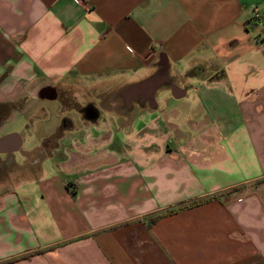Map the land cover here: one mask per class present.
<instances>
[{
	"label": "crops",
	"instance_id": "obj_1",
	"mask_svg": "<svg viewBox=\"0 0 264 264\" xmlns=\"http://www.w3.org/2000/svg\"><path fill=\"white\" fill-rule=\"evenodd\" d=\"M253 6L0 0V264H264Z\"/></svg>",
	"mask_w": 264,
	"mask_h": 264
},
{
	"label": "rangeland",
	"instance_id": "obj_2",
	"mask_svg": "<svg viewBox=\"0 0 264 264\" xmlns=\"http://www.w3.org/2000/svg\"><path fill=\"white\" fill-rule=\"evenodd\" d=\"M44 105H51L50 107L53 108L52 110L47 111L48 115H47L46 119L49 120L50 122L55 121L58 118V116L62 115L63 111H58V109H56V107L58 106L57 103L51 102V101L50 102L45 101ZM73 114H74V116L76 115L74 113V111L72 112V115ZM37 129H40V126L34 125L32 137H31V140L29 141V151H31L32 148L39 145L40 135H39V132H37L38 131ZM13 130H17L16 127H14Z\"/></svg>",
	"mask_w": 264,
	"mask_h": 264
},
{
	"label": "trees",
	"instance_id": "obj_3",
	"mask_svg": "<svg viewBox=\"0 0 264 264\" xmlns=\"http://www.w3.org/2000/svg\"><path fill=\"white\" fill-rule=\"evenodd\" d=\"M202 202L203 201H192L186 207H193V206H196V205H198V204H200ZM178 210L179 209H172V210L165 211V212H163V213H161V214H159V215H157L155 217L150 218L148 220V223L152 224V223L156 222L159 218H161L163 216H166V215H169V214H173V213L177 212Z\"/></svg>",
	"mask_w": 264,
	"mask_h": 264
},
{
	"label": "built area",
	"instance_id": "obj_4",
	"mask_svg": "<svg viewBox=\"0 0 264 264\" xmlns=\"http://www.w3.org/2000/svg\"><path fill=\"white\" fill-rule=\"evenodd\" d=\"M263 15H261L259 9L255 6L251 7V20L258 22L263 19Z\"/></svg>",
	"mask_w": 264,
	"mask_h": 264
},
{
	"label": "water",
	"instance_id": "obj_5",
	"mask_svg": "<svg viewBox=\"0 0 264 264\" xmlns=\"http://www.w3.org/2000/svg\"><path fill=\"white\" fill-rule=\"evenodd\" d=\"M5 140H6V138H2V139L0 140V147H1V144H2Z\"/></svg>",
	"mask_w": 264,
	"mask_h": 264
},
{
	"label": "flooded vegetation",
	"instance_id": "obj_6",
	"mask_svg": "<svg viewBox=\"0 0 264 264\" xmlns=\"http://www.w3.org/2000/svg\"><path fill=\"white\" fill-rule=\"evenodd\" d=\"M86 110L88 111V110H90V108L88 107V108H86Z\"/></svg>",
	"mask_w": 264,
	"mask_h": 264
}]
</instances>
